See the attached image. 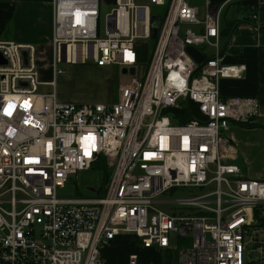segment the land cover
I'll return each mask as SVG.
<instances>
[{"label": "built area", "instance_id": "2783aa9c", "mask_svg": "<svg viewBox=\"0 0 264 264\" xmlns=\"http://www.w3.org/2000/svg\"><path fill=\"white\" fill-rule=\"evenodd\" d=\"M102 6L51 1L47 82L35 45L0 40V264H104L102 249L123 234L171 264H264V181L243 176L224 133L252 123L259 101L220 95L219 80L245 70L222 63V7L200 16L190 0H115L102 26ZM152 6L166 12L137 78ZM203 45L213 55L197 62L187 47ZM89 60L134 73L115 102L59 101V64ZM189 106L195 115L182 123L165 113ZM100 162L101 196L58 195ZM120 264L155 263L131 252Z\"/></svg>", "mask_w": 264, "mask_h": 264}, {"label": "crops", "instance_id": "0c3cea01", "mask_svg": "<svg viewBox=\"0 0 264 264\" xmlns=\"http://www.w3.org/2000/svg\"><path fill=\"white\" fill-rule=\"evenodd\" d=\"M52 0H0V40H10L19 44L36 46L40 57L46 55L52 36ZM103 5L113 6L115 0H102ZM198 7L199 15L203 16L208 5L222 7L220 13V49L222 63L226 65H244L245 70L239 78H224L218 82L221 97H256L259 101V114L251 124L244 127L230 124L224 132L231 140L236 151V163L240 166L243 176L264 181V0H190ZM192 30L201 31V27L188 24ZM196 49L204 57L213 55L208 46ZM72 66L65 74L59 76L55 87L57 98L61 102H84L71 91L63 89L66 82L73 76L88 68L97 74L104 75L107 71L95 65ZM88 66V67H87ZM50 68V67H49ZM109 70V69H108ZM40 79L50 80V70L39 68ZM49 73V74H47ZM48 76V78H46ZM111 91L110 96L102 95L94 103L115 102ZM74 91V90H73Z\"/></svg>", "mask_w": 264, "mask_h": 264}, {"label": "rangeland", "instance_id": "374dc122", "mask_svg": "<svg viewBox=\"0 0 264 264\" xmlns=\"http://www.w3.org/2000/svg\"><path fill=\"white\" fill-rule=\"evenodd\" d=\"M136 4H145L147 0H133ZM112 6L103 5L100 10V20L103 26L105 15L109 12ZM153 13L159 14L163 11L164 6H152ZM187 25H183L182 28ZM1 27V24H0ZM153 41L152 39H139L138 41V56L139 63L135 68L134 76L137 78L142 77L148 66V61L150 58V52L152 49ZM49 46L46 49L44 56L40 57L38 53V66L42 68L43 71L46 69L50 70V52ZM77 65H94V63L89 60L85 64H75L67 65L65 63H60L59 67L65 70ZM79 66V67H85ZM88 67V66H87ZM107 71L104 75L97 74L88 68H84L81 73L71 77L63 87L67 91L76 93L79 98H82V103H94L100 100L102 95L109 97L111 91L116 94V90L119 86L128 84L131 80V75L129 73L122 74V69L117 65L105 66L103 67ZM109 69V70H108ZM49 74V73H47ZM61 76V75H60ZM59 77V76H58ZM57 77V78H58ZM48 78V76H46ZM57 80V79H56ZM60 89V83L55 85ZM46 87H42L41 90H45ZM74 90V91H73ZM118 94V92H117ZM101 164V162L99 163ZM101 165H95L91 168L85 170H78L75 174L70 175L68 181L63 189L58 191L59 196H101L102 192L99 191L101 187L105 185V172L106 170ZM180 194L178 193V196ZM264 217V205L261 211ZM137 252L143 261L151 263H160L161 257L152 250H143L138 243H136L133 237L123 234L116 238L114 241L106 245L102 249L103 262L104 264H120L127 258L128 253Z\"/></svg>", "mask_w": 264, "mask_h": 264}, {"label": "trees", "instance_id": "16d2710c", "mask_svg": "<svg viewBox=\"0 0 264 264\" xmlns=\"http://www.w3.org/2000/svg\"><path fill=\"white\" fill-rule=\"evenodd\" d=\"M165 12H166V7H164L163 11H161L159 14H155V15L163 17ZM152 41L154 43L155 40H152ZM165 113L169 114V115H172V113H176L175 116H173L172 118L174 121L179 122V123L185 122L186 120H188V118H192L195 115V111H191L190 106L188 108H184L183 110H180V111H178V110L174 111L172 109L171 110L168 109L165 111ZM255 125L256 124L247 123V124H242L241 126L252 127ZM263 128H264V126H263ZM99 165H101L100 167H103L107 172V168L103 162H101V164H99ZM255 215H257V213H255ZM257 218H258V221L260 222V224L264 225V219L259 218L258 215H257ZM171 262H172L171 255L169 253H166L165 255L162 256L160 264H171Z\"/></svg>", "mask_w": 264, "mask_h": 264}, {"label": "water", "instance_id": "95a60500", "mask_svg": "<svg viewBox=\"0 0 264 264\" xmlns=\"http://www.w3.org/2000/svg\"><path fill=\"white\" fill-rule=\"evenodd\" d=\"M162 17L157 15H152L150 18V38L154 40L156 38L159 26L161 24ZM188 53L197 61L200 62L203 59V55L200 51L194 47H187ZM122 74H127L128 71L123 68ZM134 73V69L129 70V74L132 75Z\"/></svg>", "mask_w": 264, "mask_h": 264}]
</instances>
